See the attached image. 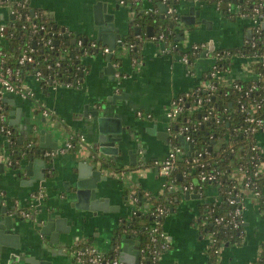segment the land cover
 I'll return each instance as SVG.
<instances>
[{"label":"crops","instance_id":"obj_1","mask_svg":"<svg viewBox=\"0 0 264 264\" xmlns=\"http://www.w3.org/2000/svg\"><path fill=\"white\" fill-rule=\"evenodd\" d=\"M98 1L106 3L107 11L114 14L117 24L115 28L123 34L124 50L116 49L112 56V63L116 68L113 80L108 75L110 73L105 70V53L98 48L80 54L77 66L78 82L73 79L72 85H67L66 82L58 81L44 88L34 76H30L23 81V86L33 92L32 96L21 97L16 93L3 92L0 98L7 122L13 129L15 143L22 141V144L25 142L27 145L32 141L33 146L38 149L40 143H43L40 140L43 136L40 131L45 130L51 133V141L57 145V149L52 150L55 151L54 156L47 158L42 154L46 160L43 168L36 160L40 155L36 152L28 153L33 156L32 159L27 157L23 163L20 162L23 167L17 165L13 175L10 173L12 169L8 162L17 155L12 150H21L14 144L10 151L7 150V139L0 133V162L4 163L3 173H0V213L6 210L8 214H14L15 211H34V205L38 202V205H41L44 199V204L57 201L58 194L65 191L64 184L71 181V172L75 171L76 163L90 162L88 160L90 158L87 159L75 152V148L65 149V143L71 135L84 136L82 141L76 142L80 152L87 146L86 140L92 143L89 124L85 122L89 121L90 116L84 117L86 107L88 110H94L101 103L111 105L108 97L113 93L122 95L121 99H117L115 104L111 105L114 112L119 113L124 132L128 136L122 150L119 151L118 158L122 164L101 168L105 181L98 183L99 196L106 199V209L109 206L111 210H98L94 214L87 211L85 216L69 218L67 222L69 232H61L56 242H42V237L29 228L27 229L29 234L24 233L21 236L24 237L21 240L26 257H35L51 264H77L72 255L77 246H91L102 253L110 254L113 251L111 247L114 243V234L121 230L122 223L119 219L128 220L131 215L127 212L124 200L127 192L129 194L139 192L141 195V204L131 198L132 213L149 212L150 203L147 198L149 195L162 194L166 181L165 177L159 174L155 164L166 158L171 145L174 144L173 133L168 130L170 122L165 112L175 98L193 92L197 86L203 84L201 75L210 68L212 61L208 53L199 57L193 65H185L178 60L179 55L173 51L163 50L162 41L150 38L152 34L148 35L147 27L153 31L151 24L138 25L134 22V12L127 6L119 5L117 0H30L29 5L30 9L33 8L34 12H39L44 17L47 13L52 25L65 27L69 35L62 38L61 42L65 40L67 43L73 38L87 37L88 42L94 41L100 47H106L95 38L92 39L95 35L93 5ZM198 1L200 4L194 6L199 13L196 19L206 21L207 24L199 23L189 27H182L181 23L177 24L178 26L174 25L177 31L185 33L183 41H180L184 48L191 43L203 42L211 44L210 50H215L238 46L248 39L247 32L251 27L246 19L233 13H226L223 7H215L213 2ZM172 4L180 15L189 14L190 3L186 0H172ZM150 7L151 3L144 1L140 5V12L144 13ZM165 12L166 10L161 11L157 2L153 14L161 17L166 14ZM7 19L6 7L1 6L0 23H5ZM135 26L139 27V34L134 35L139 41L136 62L130 57L129 50L124 44L130 29L134 33ZM1 39L0 43L3 42ZM68 45L73 46L70 43ZM166 45L167 43L164 46ZM228 76L231 79L247 80L253 78L254 73L240 58L232 61ZM43 110H47V115H43ZM138 111L150 114L151 119L138 117ZM163 133H167V141L164 140ZM133 135L135 141L132 140ZM256 140L264 154V132H259ZM176 141L178 143V139ZM129 152L136 156L135 165L139 162L143 164L141 169L131 171L134 168L129 164ZM31 161L33 164L26 171L25 165ZM49 165L52 167L50 172ZM97 168L100 169V166ZM125 169L128 171L125 172ZM42 174L45 176L43 180L40 179ZM197 195L198 198L186 199L185 192H181L168 214L163 217L161 227L170 246L161 256L160 264H207L210 236L204 228L206 219L203 207L204 204L218 201L219 197L213 185L197 190ZM32 196L37 199H31ZM243 213L245 237L239 245L226 244L220 249V264H254L257 259L259 249L264 243V208L256 199H248ZM23 224L29 226L28 222ZM125 234L129 235L127 232ZM29 243L31 246L27 248L26 244ZM0 264H7L6 259H1Z\"/></svg>","mask_w":264,"mask_h":264},{"label":"trees","instance_id":"obj_2","mask_svg":"<svg viewBox=\"0 0 264 264\" xmlns=\"http://www.w3.org/2000/svg\"><path fill=\"white\" fill-rule=\"evenodd\" d=\"M5 1L0 0V4ZM144 1H149L152 8H156V3L159 0H140L137 3H128L129 10L134 12V22L143 26L151 24L153 31L151 36H158L164 33L166 43H175L176 47L173 53L177 55L187 54L192 65L199 59V54L192 51H187L180 42H175L176 32L170 26V21L173 17L165 14L162 18L159 15L140 12V5ZM212 2L211 0H207ZM230 0H223L224 4ZM258 3L264 4V0H238V8L240 12H250L253 6ZM174 7L172 0L167 1V6ZM39 12L31 13L29 8L22 10L20 17H8L6 21L7 34L2 38L0 43V70L10 68L13 71L19 69V75L24 81L27 77L33 76L34 72L40 71V85L48 88L51 82H73L78 75V58L81 54V49L70 46L65 43V40L60 39L59 45L49 47L44 45L47 38H52L50 32L53 31L52 23ZM247 21L248 18L246 19ZM35 24V26H33ZM43 25L44 29H39ZM251 39L246 40L241 45L220 48L212 52V56L216 57L211 61V65L215 66L214 75H210V68L202 73L201 81L212 83L215 89L210 91L204 87H198L197 91L190 92L184 96V107L176 120L172 122L171 131L176 134L180 128L188 127L185 134L190 135L193 141L194 149L200 153L199 162L204 164V168L200 169L193 159L188 156H183L179 162L177 169L172 173L169 180L173 184L180 187L184 184L192 183L197 185L193 188L204 189L207 185L215 187L218 201L212 204H204L205 217L207 223L204 228L206 232H214V239L207 252V264H220L219 252L224 245H239L241 240L230 231L229 228L216 225L213 222V217L223 215L232 206L225 202L226 192L230 189L232 173L238 167H243L248 173H254L256 164L260 160L252 159L250 154V146L257 143L258 133L248 132L249 124L244 120L245 113L241 111V104L250 105L257 99H264V30L254 31ZM131 32L125 38L124 44L129 49L130 57L137 58L139 41ZM252 42L255 45H252ZM35 46H34V45ZM87 45V44H86ZM132 46V48H129ZM27 47L33 48L35 61L30 64L19 66L18 58ZM61 47V48H59ZM93 51L95 49H89ZM228 52V55L225 52ZM219 54V55H217ZM78 56V57H76ZM242 59L246 62L257 77L247 80L228 78V72L231 63L235 59ZM59 65H56V62ZM78 61V62H77ZM233 84H239L242 89L239 91ZM253 86L248 94H244L249 87ZM197 98L201 99L199 105L196 104ZM257 116L264 118V111H256ZM219 117V122H215V118ZM174 136V143H177ZM213 143V144H212ZM21 151H28L35 154L36 147L27 148L24 142L21 146L17 143ZM13 145V146H14ZM261 149V148H260ZM17 153V152H16ZM15 153V154H16ZM15 158V157H14ZM264 158V155H262ZM210 172L215 170L218 172L217 178L214 181L200 180V171ZM253 181L256 183L260 195L257 197L258 203L264 208V173L255 175ZM136 198L138 204H141V195ZM140 194V193H139ZM181 194L179 189L168 190L166 187L160 195H149L147 201L150 203L149 212L146 214L133 211L130 218L125 221V230L127 233L135 236L136 244L142 248H147L149 244V229L154 225L155 218L150 215V212L157 205H164L170 211ZM211 209L213 211L211 212ZM163 218H160V226L162 228ZM79 247V246H77ZM76 248V247H75ZM110 256L116 257L114 251H111ZM264 243L261 245V254L256 259L254 264H264ZM77 264H90L87 260H82ZM142 264H157L152 263L149 259L144 260Z\"/></svg>","mask_w":264,"mask_h":264},{"label":"water","instance_id":"obj_3","mask_svg":"<svg viewBox=\"0 0 264 264\" xmlns=\"http://www.w3.org/2000/svg\"><path fill=\"white\" fill-rule=\"evenodd\" d=\"M186 2L190 3L189 14L188 15H180L179 11L177 12V19L170 21V26L174 28L176 24H182V27H189L193 25H197L199 23L207 24L206 21H200L198 18L199 13L195 10L194 6L200 4L198 0H186ZM236 2V0H233ZM158 5L161 8V11L164 12L167 9V5L158 2ZM177 10V9H176ZM33 12V8L30 10ZM47 14V13H46ZM45 14V18L48 19V15ZM163 16L161 15V18ZM93 31L95 33L92 39H96L102 43L103 46H106L109 51L105 53V61H106V68L110 74V79H114V73L116 72V68L113 66L112 63V56L113 52L117 50H124L121 32H119L115 28V18L114 14L107 11L106 3H101L100 1L96 2L93 5ZM178 26V25H177ZM262 28H264V22L261 24ZM53 30H58L62 33V37L65 38L66 34L64 33L65 27L59 26L57 24H53ZM134 34H139V27H133ZM150 27H147L148 35L152 34L150 31ZM175 40L180 42L183 41L185 33L184 31H177ZM183 30V29H179ZM180 33V35H179ZM251 31L247 32V38H250ZM83 41L87 43L89 39L87 37L83 38ZM119 41V43L117 42ZM76 38H73L71 41H67V43L71 45H75ZM60 38L54 39V45H59ZM34 45V44H33ZM120 45V46H119ZM35 46V45H34ZM119 47V48H118ZM209 47L212 49V45L210 44ZM204 56V53L201 54ZM79 61V60H78ZM77 61V62H78ZM121 94L113 93L110 97H108L109 101H111V105H114L117 99H121ZM2 100V99H1ZM111 105L108 103H101L95 107L94 110H88L86 107V112H84V117L88 118L90 116L89 121H85L89 124V129L91 132L92 143L88 140L85 142V148L80 152V147L75 146V152L80 153L85 158L88 159L90 162L87 161H78L76 163L75 171L71 172V181L64 184L65 191L62 194H58L57 201L55 203H46L44 204V196H42L41 205L37 204L34 205L36 209L34 214L29 218V220H23L20 217L19 211H15L13 214H8L6 210L0 213V261L1 259H6L7 264H21L26 262L30 264H51L49 261L38 260L35 257H26L24 253L25 247L22 244L21 237L26 233L29 234L27 229H31L35 234H38L42 238V242L49 241L56 242L58 241L59 234L61 232H69V226L67 222L70 219H73L74 216L79 215H86L88 212L91 211L96 212L98 210H107L111 208L108 206L106 209V199H101L102 197L99 196L100 187L98 183L100 181H105V178L102 176L101 168L107 166H120L122 164L121 160L118 158L119 151L122 150L123 144L125 143L128 136L124 132L125 128H123L122 120L119 116L118 112H114L111 108ZM10 122V121H9ZM40 133L43 135L40 137L41 142L36 149L37 155L40 157L36 160L39 161L41 167L43 168L45 165V161L42 157L43 152L45 151L44 148H48L49 150H56L57 145L51 141V133L45 132V130H41ZM129 134V133H128ZM82 135V134H80ZM164 140L167 141V133H163ZM84 138V136H83ZM45 139V140H44ZM85 140V139H84ZM133 141H135V136L133 135ZM88 141V143H87ZM129 141V140H128ZM48 142V143H47ZM91 143V145H89ZM178 143L183 149L186 151L188 155H191L193 150V144L187 143L184 141L183 136H178ZM52 144V145H51ZM54 144V145H53ZM213 144V143H212ZM19 146L22 145V141L18 143ZM13 144H6V149L10 151ZM84 151V153H83ZM13 153H16L15 159L12 161H16V163L11 165V174L15 175L17 165H20V168L23 166L21 163L25 160V158L32 159V155L28 154L29 152L26 151H19V150H12ZM130 153V166L133 167L131 171H137L143 167L141 162L136 164V156L135 154ZM9 154V152H8ZM28 154V156H26ZM196 154V152H195ZM107 156V157H106ZM21 162V163H20ZM35 162V161H34ZM33 162H28L25 165V170H29V167L32 166ZM100 166V169L97 168ZM4 163L0 162V173H3ZM19 168V166H18ZM19 168V169H20ZM51 166L49 165L48 170L51 171ZM18 169V170H19ZM129 169V168H128ZM125 169V172L128 171ZM20 171H18L19 173ZM44 173V170L42 171ZM44 174L40 177V179H44ZM103 187L104 184H102ZM136 193L127 194L124 197L125 204L127 205V212L132 213V205L130 204L131 198L135 201L136 198L134 197ZM139 197L140 194L137 193ZM198 198L196 191L185 192V198ZM144 200V199H142ZM132 203V202H131ZM131 205V206H130ZM84 213V214H83ZM129 213V214H130ZM122 223L120 227V231H116L114 234V243L111 249H114L117 245L119 247L118 251V259L123 263L127 264H137L138 263V249L139 246L134 244L135 236L132 234L126 235L125 227V219H119ZM24 222H28L29 226L24 225ZM24 231L23 233L21 232ZM21 233H18V232ZM28 243V241H26ZM31 246V243L26 244V247ZM27 247V248H28Z\"/></svg>","mask_w":264,"mask_h":264},{"label":"built area","instance_id":"obj_4","mask_svg":"<svg viewBox=\"0 0 264 264\" xmlns=\"http://www.w3.org/2000/svg\"><path fill=\"white\" fill-rule=\"evenodd\" d=\"M140 0H117V3L121 6H127L128 3H137ZM168 0H159V2L167 5ZM215 7H223L224 11L226 13L230 14L233 13V15H236L238 17H241L242 19H247L251 27V34L250 38L253 34V26L254 31L258 32L259 30H264L262 28L261 24L264 22V4L258 3L257 5L253 6L252 11L250 12H240L238 8V0L236 2H233V0H230L226 4H224L223 0H211ZM30 0H14L12 1H5L0 4L1 6L6 7V12L8 17H20L22 15V10L30 9L29 5ZM31 12V11H30ZM34 12V11H33ZM31 12V13H33ZM155 12V9L150 7L145 10L146 14ZM167 15L173 17L174 20L177 19V12L175 10V7L167 6L166 12ZM41 15V14H40ZM35 26V24H33ZM39 29H44L43 25L39 26ZM53 29V28H52ZM66 34V37L69 35L67 31H64ZM7 34V25L5 23H0V38L6 37ZM50 35L52 38H47L46 41H44V45H47L52 48L54 45V39L60 38L62 39V33L58 30H53L50 32ZM154 41H162L163 42V50L173 51L176 47V44H167L166 46V37L164 33H160L158 36H151L150 37ZM247 39V40H249ZM178 42V41H175ZM119 43V41H118ZM87 44V45H86ZM252 45H255L254 42H252ZM76 48L81 49V54H83L86 50L95 49L97 50L100 48L103 53H107L109 49L107 47H100L98 43L91 41L85 43L82 38H77L75 42ZM61 48V47H59ZM129 48H132L130 46ZM187 51H192L195 54H199V57H201V54L204 53V56L208 53L210 54V57L212 60H214L216 57L212 56V52L215 50H210L209 45L207 43H191L187 47H185ZM129 50V49H128ZM34 49L27 47L24 49L22 54L17 60L18 65L21 67L25 64H30L35 61V56L33 54ZM225 52V51H224ZM226 55H228V52H225ZM2 55V51L0 50V56ZM219 55V54H217ZM78 57V56H76ZM133 61L136 62L137 58L132 57ZM179 61L184 63L185 65H192L190 62L189 57L187 54L179 55L178 58ZM56 65H59V62H56ZM215 66L210 65V75L213 76ZM78 70V67H77ZM229 73V72H228ZM259 74L255 75L254 77H257ZM34 78L37 81H40V71H36L33 74ZM229 78V77H228ZM78 79V75L75 78V80ZM74 82V81H73ZM73 82H66L67 85H72ZM78 82V80L76 81ZM56 84V82H51L50 85ZM198 87H204L205 90L212 91L215 89V85L212 83L203 82V84L199 85ZM196 87L193 92L197 89ZM233 87L238 89L239 91L242 89V87L239 84H233ZM253 89V86L249 87V89L244 93L248 94V91H251ZM3 92L7 93H16L20 95L21 97H27L32 96L33 92L25 89L23 86V80L21 79L19 75V69L12 70L10 68H5L0 70V98L2 96ZM188 94V93H187ZM185 94V95H187ZM179 96L175 98L169 105V108L165 112V116L167 120L172 125V122L176 120L178 115L182 112L184 107V96ZM1 100V99H0ZM201 103V99L197 98L196 104L199 105ZM240 109L242 112L245 113V121L249 124L248 126V132L250 133H259L264 132V118L257 116L255 114L256 111H264V99H257L253 103H250L249 106L247 104H241ZM43 115H47V110H43ZM137 116L140 118L145 119H151V115L148 113H142L140 111L137 112ZM215 122H219V117L215 118ZM169 124L168 130H171V125ZM188 129V127L180 128L179 131H176V134H173V137L175 136L178 139V136H183V139L187 143H192V138L190 135L185 134V131ZM0 133L5 136L7 139V142L9 144H15V136L13 134V129L9 126L7 119H6V112L3 108V106L0 104ZM83 140V135L77 136H70V139L65 143V149H74L76 146L77 141ZM34 143L30 141L26 147H32ZM24 152V151H23ZM193 145V150L191 152V155H188L186 151L183 149L182 146L179 145V143H174L171 145L167 156L164 160L157 162L155 164V167L157 168L159 174L163 177H165V183L164 187H166L168 190H177L179 189L181 192H193L197 190H200L201 188H193L197 185H193L192 183L184 184L180 187H177L173 184L172 180H169L168 178L171 177L172 173L177 169L178 162L183 156H188L190 159H193V162L197 164V166L202 169L204 168V164L199 162L198 156H200V153L196 152ZM250 154L252 159L260 160L258 164H256V169L254 173L250 174L246 169L243 167H238L235 171L242 174V181L241 183L232 176L231 179V185L230 189L226 192L227 196L225 197V202L232 206V209L228 210L225 214L215 216L213 217V222L216 225H222L230 229V231L235 232L236 236L242 241L245 237L244 230H243V212L246 208L247 200L249 199H257V197L260 195V191L258 190V187L256 183L253 181V177L258 174L264 173V169L262 168V162H264V158H262L263 152L260 149L259 145L253 144L250 146ZM55 155V151L52 150H45L43 152V156L45 157H51ZM16 163V161H9L8 164L12 165ZM50 172V170H49ZM218 175V172L215 170H212L210 172H206L204 170L200 171V180H208V181H214L216 180ZM246 190L248 192H246ZM33 200H36L37 197L32 196ZM213 209H211V212ZM35 212L30 210H23L19 211L20 215L24 218H30ZM169 212L168 208L164 205H157L154 207V209L150 212V215L155 218L154 225L150 227L149 229V244L147 248H142L139 246L138 249V263L142 264L144 260L149 259L152 263L160 264L161 256L169 249L170 243L168 241L167 235L165 231L162 228H158L160 226L159 220L160 218H163L165 215H167ZM134 213V212H133ZM206 219V217H205ZM207 221L205 222V224ZM158 225V226H157ZM210 236V246L214 239V232H207ZM114 253L116 254V257L110 256L108 254L102 253L98 251L95 247L91 246H79L76 249L72 251V255L74 260L77 263H80L82 260H87L90 264H127L123 263L118 259V251L119 247L116 245L113 249ZM261 254V248L259 249V253L257 255V259L259 258ZM264 261V258H263Z\"/></svg>","mask_w":264,"mask_h":264},{"label":"rangeland","instance_id":"obj_5","mask_svg":"<svg viewBox=\"0 0 264 264\" xmlns=\"http://www.w3.org/2000/svg\"><path fill=\"white\" fill-rule=\"evenodd\" d=\"M261 166L264 169V162H262V165ZM232 175L241 183V181H242V174H240L237 171H233ZM246 192H248V191L246 190Z\"/></svg>","mask_w":264,"mask_h":264},{"label":"flooded vegetation","instance_id":"obj_6","mask_svg":"<svg viewBox=\"0 0 264 264\" xmlns=\"http://www.w3.org/2000/svg\"><path fill=\"white\" fill-rule=\"evenodd\" d=\"M21 216V215H20ZM24 218V217H23ZM25 219H29V218H25Z\"/></svg>","mask_w":264,"mask_h":264}]
</instances>
